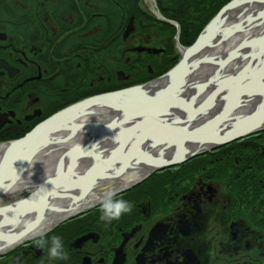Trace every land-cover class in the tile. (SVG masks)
<instances>
[{
	"label": "flooded vegetation",
	"instance_id": "af4514ba",
	"mask_svg": "<svg viewBox=\"0 0 264 264\" xmlns=\"http://www.w3.org/2000/svg\"><path fill=\"white\" fill-rule=\"evenodd\" d=\"M194 11L171 22L145 0H0V147L68 106L167 72L181 54L173 29L190 43L203 28L195 35ZM252 139L232 170L211 154L121 196L131 212L118 220L95 211L62 227L67 260L48 256L52 243L23 253L39 264H264V132Z\"/></svg>",
	"mask_w": 264,
	"mask_h": 264
},
{
	"label": "water",
	"instance_id": "95a60500",
	"mask_svg": "<svg viewBox=\"0 0 264 264\" xmlns=\"http://www.w3.org/2000/svg\"><path fill=\"white\" fill-rule=\"evenodd\" d=\"M238 3H239L238 0H233L231 3L223 7L216 15V17L211 21V23L206 27V29L200 35L198 40L191 47L184 49L179 64L176 67H174L171 73H169L170 75H172V77L178 74L181 75L179 77V81L176 83L177 85L180 84L183 85L184 82L188 79V77H185L184 75L188 66H193V68H199V66L201 65V60H198L196 63H190L191 56L196 50H198V48H200L199 46L205 44V43L203 44V41L206 42V34L211 32L212 29H214L217 25L221 24L224 13L230 7L237 5ZM257 43L260 45V49L263 55L260 54L256 55V58L258 61H260L261 59L264 60V33L256 40L249 42H247V40H244L241 44H239L234 48L233 53L230 55L231 57H229L224 61L222 60L217 61L215 59H207V60L210 63L217 65L218 70H220L223 67L231 64V62L237 56L236 53L240 49L245 47L246 44H250L252 46ZM249 60L253 61V56H251ZM250 66L251 65H247L243 70L240 71L238 75H234V76L236 78L243 77L246 73L249 72L248 69ZM251 70L255 71L256 69L253 68ZM219 72L220 71H217L214 77ZM234 76H226V77H234ZM214 77H212L211 79L212 81H208L206 83L199 85L197 96L203 93L207 88L211 90V93L207 97V99L201 104V106H199L198 108L197 107L193 108V109L197 108V111L195 110L192 111L191 108L189 109V112L192 114L194 118L199 117L205 112L213 111L214 106L217 105L218 100L222 101L227 93L225 91L223 93L217 94L219 92V87L221 85L222 79L224 77L222 78L219 76L215 78ZM217 84L218 86L214 90H212L213 87ZM137 89H139V87L117 91L110 94H103L101 96L88 99L77 105H73L53 115L49 119L45 120L43 123L38 125V127H36L32 132L25 135L23 138L9 143L7 146V150L5 152V157L4 159H2L0 163V197L6 194V191L9 192L15 186V182L19 178L25 175L27 170L31 167V162L37 153H40L48 145V143L55 144V142L60 141L58 138H53V139L50 138L54 133L59 132V126H61L62 124H66L65 122H67L70 117L75 116V118L77 119L81 115L79 114L80 110H87L93 106H96V104L99 103L104 104V103H109L111 101L119 102L118 100L121 99L123 96H125L126 94H130ZM245 97L246 96H240L235 102L229 100L230 103L228 101L224 109H222L220 112L216 114L214 113L212 114L213 118L210 121H208V123L205 126L197 127L195 130H190L192 128L189 125L187 124L184 125L179 121H175L174 119H169V118L161 119L167 122L170 126L176 129L177 132H179L182 135L181 138H179V143L175 145L178 151V154L175 155L176 157L172 156V158H167V157L163 158L164 154L162 155L153 154L152 149L150 148L147 149V145L150 143L152 139L148 140L147 138L141 139L137 143L136 149L139 150L141 156L140 159H135L134 156L132 155V151L128 153L123 152L122 148L124 144L121 143L119 144L118 147L115 148L113 152H111V154L105 155V157H103L105 153L100 151L101 153H99L96 156H101L103 158V161H110L111 162L110 167H112V170H115V173H119L122 175H125L130 170L135 169L136 165L140 163H144L146 165L152 166V170L150 171V173L171 166L179 165L199 155H202L206 152H210L211 150L220 148L234 141L244 139L246 137H249L253 134H256L264 130V107H259L258 109L252 111L244 118H242V120L238 124V127L234 131L226 130L225 124L227 123L228 120L230 121L231 119H233L235 113L238 111L239 107H237L236 104L238 103L239 106L242 105ZM120 104L124 105L123 103ZM114 107H116L118 110L123 109L119 105ZM172 110L173 108H169L167 110L169 111L170 116L174 114L172 113ZM101 126L102 125H100V130L97 131V133L99 134L105 133L108 135H111L116 127H118L121 131H124L125 128L123 127L122 123L114 124L113 126H106V127H101ZM129 127H131V125ZM117 136L118 135L116 134L115 138ZM105 137L106 136L102 137L98 141L103 140V138ZM33 141L36 142L29 149L28 145ZM98 141L93 144L91 143L86 146H80L75 150H71L63 153L58 161V167L54 171V173L41 180L40 183L35 187V189L29 195L19 200H11V201L9 200V202L6 205L0 206V241L4 240L3 242H5V246L0 247V249L3 250L2 253L0 252L1 254L5 253L6 251L10 250L15 246L30 241L33 238L44 235L47 231L57 226L59 223L63 222L64 220L73 218L79 213L83 212L82 210L75 211V209H77L75 206L79 205L84 201V198L82 196L79 198H75L73 195L68 194L69 197L72 199L71 206H68L67 208L64 209L53 206L52 201L57 196L62 194L61 191L64 190L63 186L70 187L71 184L76 180H78L81 176L90 177V180L94 182V185L95 186L98 185V182H100L101 179L100 180L96 179L95 175L91 174V171L93 170L95 163L92 165V168L90 170L81 169L78 166L81 163V160H85L87 155L90 154L91 152L90 148H96V147L98 148L99 146ZM154 143L161 145L165 142H154ZM17 149L24 151L25 155L23 160L14 159L15 155H13L12 153L15 152ZM120 154L127 155L129 162L126 165V167L123 169H121L120 167H115V164L118 162V160L121 159L122 155ZM77 157L80 159L78 160ZM142 159H147V160H142ZM6 162H9L13 167V169H16V171H14V175L10 178H7L6 173H4ZM102 167L103 165L101 166V168ZM77 168L78 170H76ZM62 176H64V178H62ZM144 177L139 178L137 175L136 176L131 175L127 177L126 182L123 184L124 186L123 189H118L116 187L117 180L119 178L116 179L112 177L111 180L106 185L100 188V191H108V190L111 191L112 189H114L113 193L117 195L121 191H124L129 187H132L133 185L137 184ZM51 212L62 213V214H65L67 212L69 214L61 220H59L60 218H57L55 220L50 219L45 224L47 225L51 222L49 229L38 234V232L44 228L43 222L47 220ZM29 213H33L32 220L29 223H27V225L22 230L18 232L13 231L14 233L13 236H11V231H9L8 233L4 232L3 224L8 227H11L9 224H5V218H4L5 215H10L17 219L20 217L21 219L22 217H24L26 214L28 215Z\"/></svg>",
	"mask_w": 264,
	"mask_h": 264
},
{
	"label": "bare ground",
	"instance_id": "6f19581e",
	"mask_svg": "<svg viewBox=\"0 0 264 264\" xmlns=\"http://www.w3.org/2000/svg\"><path fill=\"white\" fill-rule=\"evenodd\" d=\"M240 1L241 0H238V2H240ZM248 8H249L250 12H253L254 14L258 15L259 13L264 11V4L263 3H255V4L247 3V4H244L242 6H238L236 8L227 10L224 14V19L222 20L220 27L227 30V28H229L228 26L234 25L232 23L237 22V20H236L237 16L243 15L245 12H247ZM226 19H229V21H227L228 22L227 25L224 24ZM221 28L214 29L213 37L217 36L216 41H218L224 35H227L225 32L222 31ZM250 35H253V33H251V34H249V33L243 34L242 33L241 39L251 37ZM206 37L209 39L210 34H206ZM227 40H225V41H227ZM240 41H241L240 38L236 37V35L231 37V39L229 40L227 45L222 44V45L218 46L217 48H215L213 51H215L216 53L213 52V55L217 56V54H218V56H222L225 54L227 56L230 52L229 48L231 47V49H232ZM203 42H205V41H203ZM249 51L253 56V62L250 61L249 59H247L246 61L240 59V61L242 62L241 66L244 68L247 65H251L248 70H251L253 68L257 69L261 65V63H264L263 59L258 61L256 58V53H257V55H259V54L263 55L262 51L260 49V45L257 43L256 48L249 49ZM249 51L247 53H249ZM246 54H244V56H246ZM185 76H186V73H185ZM179 77H180V74L173 76L172 78H171V75H169L164 79L156 81L155 83L151 84L150 86H147L144 88H139L130 94H126L125 96H123L121 99L118 100L120 103H123L124 105L117 102V104L120 107H122L123 109L119 110V112L115 111L114 114H104V115L98 114L97 115V114L93 113L94 114L93 115V114H89V112L87 111L85 116L81 117L80 120L77 121V125L80 126V125L85 124L88 126L89 124L93 125L94 123H103V121L108 123L109 121H113L116 118L122 119L124 113L126 111H130L131 105L135 101H138L141 99L140 94L142 92L150 93V95H152L153 92L165 93V92H167V89H168L170 83L174 82L176 84L179 81ZM187 77L189 79L190 78H192V79H191V82L187 81L186 83L183 84L184 87L182 89L181 94L184 97H187L188 94H190L191 90H192L191 93H193V90H194L193 88L195 86H193L192 82H195V80L198 79V75L194 74L192 76H187ZM189 83H191V86ZM210 92H211V90H209L208 93H206L203 96V98H201V103L206 99V97L210 94ZM225 97H227V93L224 96L223 100L217 106H214V114L220 112L222 109H224L226 107L228 100H225ZM230 101H229V103H230ZM261 104H264V96H256V95L246 96L244 98L243 104L239 106L238 111L235 113V116L233 117V119H231L230 121L228 120L227 123L225 124L226 130H235L238 127V124L242 120V118H244L246 115H248L252 111L258 109ZM95 109L100 111V113L104 112V111H108V112L110 111V109H106V108L101 109V107H96ZM179 112H180V110L177 111L176 115ZM203 116H205V117H203L202 119H201V117L197 118L194 122H199L198 125H204L207 123V120L209 118H210V120L213 118V116L211 117V115H208V114H205ZM85 117H87L88 120L86 123H82V119ZM161 118L162 119H166V118L171 119L172 116H170L169 111H167L166 114L161 116ZM142 119H143L142 117H137L136 123L140 124ZM182 123L189 125L192 123V121H190L188 119H183ZM122 132L123 131H121L119 134L117 132L118 136L114 139L113 144H111L110 142H107V141H105L104 144H107L108 148L114 149L117 146H119L120 143L121 144L126 143L127 142L126 137L121 135ZM114 136H116V135L113 134V137ZM181 136L182 135L179 132H177V134L174 138H169L167 136H154L152 138V140L150 141V143L147 145V149H149V148L152 149L153 154H160V155L164 154L163 158H165V157L172 158V156L176 157L175 155L178 154V151H177V148L175 145H177L179 143V138H181ZM53 138H58L60 141L64 140V139H66V140H64L63 142H60V144H58V145H56V144L52 145V147L45 149V150H42L40 153H37L31 162V167L27 170V172L25 173L24 176H22L21 178H19L15 182V186L9 192L6 191V194L2 195V197L0 198V203L1 202L7 203L8 200L11 201L12 198H14L15 196H20L24 193L32 192L34 190V188L40 183V180L47 177L49 171H51L53 169L55 170L57 168L58 161H59L60 157L66 151L65 148H69L71 146H72V149L74 148V146L80 140V135L79 134L75 135V133L72 132V128H70V126H67L64 128V130H60L59 132L54 133L50 139H53ZM95 139H96V137H94V141H95ZM165 140H167V142H165ZM94 141H93V143H94ZM122 141L124 143H122ZM35 142L36 141L29 143V145H28L29 149L31 148V146ZM154 142H165V143L158 145L157 143H154ZM6 149H7V146L3 145L0 147V163H1V159H2L1 157L3 154H5ZM161 149H163V150H161ZM96 152L97 151H93L92 154H95ZM12 154L13 155H17V154L25 155L24 151H22L20 149H17ZM120 155H122L121 159L118 160V162L115 164V167H120L121 169H123L126 167V165L129 162H128L127 155H125V154H120ZM132 155L134 156L135 159L141 158L138 149H135V151H132ZM96 159H97V156H96ZM142 160H147V159H142ZM92 163H93V160L89 159L90 166L92 165ZM95 163L96 164H95L93 170L96 169L98 166L101 167L103 165V160L97 159L95 161ZM143 165H144V163H140L136 167V169H133V171L127 173V175L132 173L134 176H136V175L141 176L150 170L149 169L150 167L148 168L147 166H143ZM93 170L91 171V174H93ZM14 171H16V169H13L11 164L9 162H6L5 171H4V173H6V177L7 178L12 177L14 175ZM112 177L118 179L120 177H123V175L119 174V173H115V170H112V167H109L108 170L103 174V178H100L101 180L99 179L100 182H98L97 186L94 185V182L90 183L89 181H83L79 184H77L76 182H73L70 187L63 186L64 190L61 191L62 194L57 196L52 201V204H53V206L58 207V208H63V209L67 208L68 206H71V200H72L69 197V195H73L75 198H79L81 196L84 198V201L82 203L75 206L77 208V209H75V211H79V210H82L86 207L95 205L96 203L102 201L105 194L108 193V192L102 193L103 191H100V188L103 187L104 185H106L111 180ZM62 178H64V176H62ZM125 178H126V176L122 179V181H124ZM113 190L114 189H112V191ZM68 214L69 213H67V212L65 214L51 212L49 214V217L47 218V220L43 222L44 228L42 230H40L38 232V234L46 231V229H48L50 227L51 222L49 224L45 225L47 221H49L50 219L55 220L57 218L62 219ZM32 217H33V213H29L28 215L26 214L21 219H20V217L17 219L13 216L5 215L4 216L5 224H9L11 227H8V226L3 224L4 232L8 233L9 231H11V236H13V234H14L13 231L18 232V231L22 230L27 225V223H29L32 220ZM30 236H32V235H30ZM3 241H0V247L5 246V242H3ZM3 249H5V248H3ZM0 250H1L0 252H3L2 249H0Z\"/></svg>",
	"mask_w": 264,
	"mask_h": 264
},
{
	"label": "snow or ice",
	"instance_id": "6c2138e0",
	"mask_svg": "<svg viewBox=\"0 0 264 264\" xmlns=\"http://www.w3.org/2000/svg\"><path fill=\"white\" fill-rule=\"evenodd\" d=\"M264 2V0H261ZM183 85H177L174 82L170 83L166 93L153 92L152 95L147 92H142L141 99L135 101L131 105L130 111H126L122 117L125 122H130L131 127L124 128L122 136L126 137L127 142L124 143L122 151L128 153L135 151L139 140L147 138L151 140L154 136H167L174 138L177 134V130L170 126L167 122L160 119V116L166 114L169 108H175L182 111H197L199 106L196 105V97H184L181 92ZM227 92L225 100H231L235 102L240 96H264V63L255 70H249V72L240 78L236 77H224L219 87V93ZM155 97V98H154ZM193 104L197 106L193 109ZM201 106V105H200ZM239 107V104H236ZM259 107H264L261 104ZM142 117L140 124L136 123V118ZM167 142V140H165ZM15 160H23L24 155L17 154L14 156ZM98 160H103L102 157L97 156ZM111 166L110 161H103V167L98 166L93 170V174L96 179L103 178V173ZM89 181L90 177L81 176L75 182L77 184Z\"/></svg>",
	"mask_w": 264,
	"mask_h": 264
},
{
	"label": "trees",
	"instance_id": "16d2710c",
	"mask_svg": "<svg viewBox=\"0 0 264 264\" xmlns=\"http://www.w3.org/2000/svg\"><path fill=\"white\" fill-rule=\"evenodd\" d=\"M230 0H183V6H182V15L181 18L176 16L178 12V2L177 0H157V4L160 6L164 5L166 8L162 13L164 16L168 19L174 20V19H187V20H192V17L190 16L189 13L186 14V7L196 5V11L194 13H197V19L198 23L196 24V33L200 30V28L208 21L210 20L216 13L217 11ZM168 3L170 4L169 6ZM213 5L210 7V9L206 12V8H202V6H206L207 4H212ZM192 7L191 9H193ZM179 13V12H178ZM184 28H182L183 31ZM189 42V41H188ZM188 42H184L183 36L181 34L180 36V43L183 45H188ZM191 44V43H190ZM241 148L245 147V144L240 145ZM240 147H237L240 149ZM245 162V161H244ZM28 262V261H26Z\"/></svg>",
	"mask_w": 264,
	"mask_h": 264
},
{
	"label": "clouds",
	"instance_id": "9594fccd",
	"mask_svg": "<svg viewBox=\"0 0 264 264\" xmlns=\"http://www.w3.org/2000/svg\"><path fill=\"white\" fill-rule=\"evenodd\" d=\"M87 117L82 119V123H86ZM115 194L108 192L101 203L100 219L111 223L112 221L120 219L123 215L131 212V205L124 199H115ZM48 256L52 259L67 260L68 256L65 253L64 247L61 244L60 237H54L52 246L48 249Z\"/></svg>",
	"mask_w": 264,
	"mask_h": 264
},
{
	"label": "rangeland",
	"instance_id": "374dc122",
	"mask_svg": "<svg viewBox=\"0 0 264 264\" xmlns=\"http://www.w3.org/2000/svg\"><path fill=\"white\" fill-rule=\"evenodd\" d=\"M154 1L155 0H145V5H146V7L148 8V10L152 14H154V12H156V10H155V2ZM243 19H247L246 22H248L250 20V17L248 16V13H246L244 15ZM263 29H264V23L262 22V25L260 26V31H262ZM175 51H176V49H175ZM222 57H224V55ZM201 61H203V60H201ZM202 68H205V67L202 66ZM195 129L196 128H192L190 130H195ZM232 150L233 151H231V152L220 154L216 158V160L214 161V164L216 165V167H219L218 165H223L224 166V164H225V165H228L229 166L230 170H232V166L233 165L234 166H240V165H242V163L245 161V156L242 154L243 152H241V150H239V149H232ZM200 162H202V161H200ZM196 163L197 162H194L192 165L194 166V165H196ZM202 163L203 164H207L208 162L207 161H204ZM223 166L220 169H216V170H219V172H221L223 170ZM251 171L252 172H257V169L256 168H253ZM258 175H260V174H258ZM26 194L27 193L22 194L21 197L25 196ZM61 232H63V233H61ZM57 233H60L56 237H60L61 241L67 235V232L64 229H61L58 232L54 233L52 236L43 239L42 240L43 246L47 247V244L53 240V238L55 237V235Z\"/></svg>",
	"mask_w": 264,
	"mask_h": 264
}]
</instances>
